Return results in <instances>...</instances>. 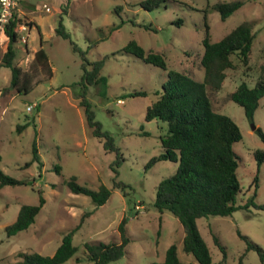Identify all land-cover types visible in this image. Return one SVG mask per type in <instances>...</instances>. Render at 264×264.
Returning <instances> with one entry per match:
<instances>
[{"label": "rangeland", "instance_id": "374dc122", "mask_svg": "<svg viewBox=\"0 0 264 264\" xmlns=\"http://www.w3.org/2000/svg\"><path fill=\"white\" fill-rule=\"evenodd\" d=\"M139 1L14 0V13L37 23L51 75L48 77L39 66H31L34 51L39 47L35 28L16 30L13 64L30 80L26 94L17 92L10 85V70L1 66L7 38L0 30V171L27 181L25 185L0 189V264H16L20 252L52 255L62 236L79 223L84 213L90 214L83 218L71 237L76 250L62 264H94L87 260L83 244L119 242L117 224L121 217L126 218L130 241L122 257L109 264L159 263L172 243L183 264H197L182 251L183 234L177 219L166 210L159 214L152 206L156 185L174 173L176 162L158 161L144 169L150 157L161 153L159 138L167 132L165 122L144 119L146 106L161 92L166 71L120 49L134 40L144 51L161 54L167 70L201 81L203 70L199 61L204 12L211 41H217L243 20L252 23L255 37L247 65L234 60L235 67L225 71L221 88L217 92L206 88V93L212 110L228 116L241 134V139L232 145L238 156L237 204L245 203L254 192V204H264V161L257 165L253 157L255 150L264 151V143L251 129L253 125L264 132V96L251 121L245 118L240 106L228 99L239 83L252 87L264 64V0H241L242 6L225 20H220L211 7L233 0H167L151 11L140 8ZM66 3L67 13L61 18L70 40L86 51L87 60L102 59L99 74L106 78L104 96L98 94V87L89 86L85 97L95 120L112 136L123 157L115 179L128 186L124 189L126 195L111 189L114 154L104 151L101 140L90 134L78 105L81 60L71 50L69 41L53 32ZM117 5L121 7L118 13L114 11ZM118 24L119 28L109 34L108 27ZM21 36L25 42L20 40ZM134 91H143L145 95L128 96ZM27 105H34L30 112L25 110ZM24 123L27 126L17 133L16 125ZM33 139L39 163L23 167L31 159ZM56 166L58 171L54 169ZM70 176L92 190L100 185L109 188L108 199L95 208L88 197L70 193L65 186ZM38 191L42 192L44 204L33 223L7 237L4 227L14 221L21 205L37 204ZM195 225L209 250L211 264L222 260L213 235L224 247L222 264H239V257L240 264H264L256 251L244 252L246 242L239 237L244 235L264 251V210L249 206L228 216L197 218Z\"/></svg>", "mask_w": 264, "mask_h": 264}, {"label": "trees", "instance_id": "16d2710c", "mask_svg": "<svg viewBox=\"0 0 264 264\" xmlns=\"http://www.w3.org/2000/svg\"><path fill=\"white\" fill-rule=\"evenodd\" d=\"M166 1L141 0L137 4L143 10L151 11L163 6ZM242 4L241 0L219 2L214 4L211 10L218 13L220 20H225ZM66 8L67 3L59 12L53 32L56 36L68 40L71 50L81 60V74L77 82L80 90L78 105L82 108L85 124L90 130V134L101 140L104 151L114 154V160L111 163L114 173L111 189L116 188L126 195L124 189L128 186L115 179L118 174L116 168L120 166L123 157L119 148L115 146L112 136L102 130L100 123L95 120L91 106L85 97L89 86L98 87V94L104 96L106 78L99 74L102 59L87 60L86 51L81 50L70 40L61 18V15L67 13ZM120 9L121 7L117 5L114 11L118 13ZM123 22L121 20L120 24ZM20 24H24L27 28L34 27L38 36L39 47L34 51L31 66L41 67L48 77L51 75V71L46 53L41 47L42 38L38 26L13 12L1 29L2 34L7 38L5 51L1 57V66L10 70V85L15 87L17 92L26 94L30 90L27 86L30 80L13 64L15 57L13 45L18 38L15 30ZM120 24L109 26L108 33L119 28ZM202 24L204 34L200 40L202 53L199 61L203 70L201 81L193 80L182 72L167 70L161 54L151 50L144 51L134 40L128 41L120 51L133 55L143 63L166 71V79L161 85V92L156 95L155 100L146 106L144 119L146 121L157 119L165 122L167 132L159 138L161 153L150 157L144 169H148L158 161L176 162V169L173 174L161 179L156 185L152 206L159 214L166 210L177 219L182 229L181 247L185 254L190 255L197 264H211L209 250L196 228L195 220L208 216H228L236 210L247 209L249 206L264 210V204H254L255 192L245 203L237 204L236 199L239 193L236 175L238 156L232 145L241 139V134L237 125L228 116L212 110L206 93V88L214 92L221 88L226 76L225 71L235 67L234 60L243 66L247 65L251 44L255 37L252 23L249 20L241 21L217 41H211L209 38L205 12ZM142 27L145 30H151L148 26ZM263 73L264 64L260 66L259 74L252 87L241 82L228 94V99L242 108L245 118L249 121L252 120L259 100L264 96ZM144 95L143 91H134L128 94L130 97ZM26 126L27 123L18 124L15 130L20 133ZM253 132L264 143V132L258 127H255ZM253 157L256 164L259 165L264 161V151L255 150ZM33 162L39 163L35 139L31 145V159L23 167H28ZM54 169L58 171L59 167L56 166ZM75 179L74 176H70L65 181V186L70 193L88 197L95 208L104 204L108 199L109 188L100 185L96 190H92L79 185ZM255 180L256 178H254V182ZM26 183L25 179H14L0 171V189L4 186L25 185ZM43 204L42 192L38 191L37 204L21 205L14 221L4 227L5 235L10 237L27 229L33 223ZM89 214L84 213L79 223L62 236L52 255L20 252L17 254L20 260L16 264H62L74 254L76 248L71 244V237L80 227L83 218ZM125 224L126 218L121 217L117 224L119 234L117 243H84L83 248L87 260L94 264H109L120 259L125 246L130 241ZM239 237L246 242L244 252L250 249L254 250L260 261H263L264 251L244 235L239 234ZM213 242L222 252V260L216 264H222L225 259L224 247L214 235ZM240 261L241 257L238 258L239 264ZM152 264L183 263L178 259L176 245L172 243L165 249L163 260Z\"/></svg>", "mask_w": 264, "mask_h": 264}, {"label": "built area", "instance_id": "2783aa9c", "mask_svg": "<svg viewBox=\"0 0 264 264\" xmlns=\"http://www.w3.org/2000/svg\"><path fill=\"white\" fill-rule=\"evenodd\" d=\"M14 6H15L14 0H0V30L5 25L7 20L11 17V15L13 13ZM43 7L46 10H48V8L45 7L44 5H43ZM16 30H21V31L26 30V26L23 24H20L17 26ZM20 40L22 42H25V39L23 36L20 37ZM33 106L34 105H27L25 110L27 112H30L33 109Z\"/></svg>", "mask_w": 264, "mask_h": 264}, {"label": "crops", "instance_id": "0c3cea01", "mask_svg": "<svg viewBox=\"0 0 264 264\" xmlns=\"http://www.w3.org/2000/svg\"><path fill=\"white\" fill-rule=\"evenodd\" d=\"M32 20L34 23H36V21L34 19H32ZM39 23H42V18L39 20ZM36 25H37V23H36ZM41 36H42V34H41ZM41 38H43V37H41Z\"/></svg>", "mask_w": 264, "mask_h": 264}, {"label": "water", "instance_id": "95a60500", "mask_svg": "<svg viewBox=\"0 0 264 264\" xmlns=\"http://www.w3.org/2000/svg\"><path fill=\"white\" fill-rule=\"evenodd\" d=\"M251 129H252V131H254V129H255V126L251 125Z\"/></svg>", "mask_w": 264, "mask_h": 264}]
</instances>
